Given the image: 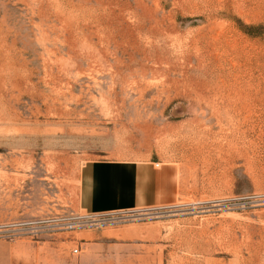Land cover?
I'll return each instance as SVG.
<instances>
[{
	"label": "rangeland",
	"instance_id": "374dc122",
	"mask_svg": "<svg viewBox=\"0 0 264 264\" xmlns=\"http://www.w3.org/2000/svg\"><path fill=\"white\" fill-rule=\"evenodd\" d=\"M101 161L175 200L90 213ZM70 214L0 264H264V0H0V224Z\"/></svg>",
	"mask_w": 264,
	"mask_h": 264
},
{
	"label": "crops",
	"instance_id": "0c3cea01",
	"mask_svg": "<svg viewBox=\"0 0 264 264\" xmlns=\"http://www.w3.org/2000/svg\"><path fill=\"white\" fill-rule=\"evenodd\" d=\"M176 198L175 171L152 162L101 161L90 167L81 205L90 213H111L170 203ZM12 264H36L15 261Z\"/></svg>",
	"mask_w": 264,
	"mask_h": 264
},
{
	"label": "built area",
	"instance_id": "2783aa9c",
	"mask_svg": "<svg viewBox=\"0 0 264 264\" xmlns=\"http://www.w3.org/2000/svg\"><path fill=\"white\" fill-rule=\"evenodd\" d=\"M90 218L81 215L70 214L51 215L36 217L20 221H11L0 224V236L8 239H16L22 236L38 237L44 233H54L59 231H70L79 227L85 219ZM74 254L80 253V248L73 250Z\"/></svg>",
	"mask_w": 264,
	"mask_h": 264
}]
</instances>
